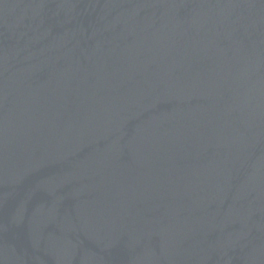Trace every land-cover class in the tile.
I'll return each instance as SVG.
<instances>
[{
	"label": "water",
	"instance_id": "obj_1",
	"mask_svg": "<svg viewBox=\"0 0 264 264\" xmlns=\"http://www.w3.org/2000/svg\"><path fill=\"white\" fill-rule=\"evenodd\" d=\"M0 264H264V0H0Z\"/></svg>",
	"mask_w": 264,
	"mask_h": 264
}]
</instances>
